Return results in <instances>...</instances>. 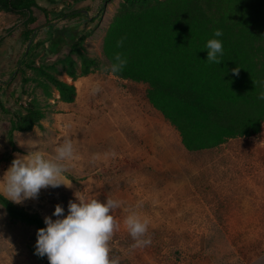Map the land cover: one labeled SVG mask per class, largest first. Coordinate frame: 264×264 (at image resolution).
<instances>
[{"label":"rangeland","instance_id":"374dc122","mask_svg":"<svg viewBox=\"0 0 264 264\" xmlns=\"http://www.w3.org/2000/svg\"><path fill=\"white\" fill-rule=\"evenodd\" d=\"M72 3L41 4L51 12L53 30H83V52L97 61L88 76H81L79 59L73 55L76 80L56 63L68 54L67 46L44 61L56 63L59 80L75 87L73 103L62 102L53 88L46 97L38 84L42 80L30 71L33 81L26 87L27 95L21 94L19 66L15 69L26 46L20 37L23 19L0 12V36H5L0 44V103L9 110L33 104L45 114L40 128L15 132L18 152H12L6 135L10 114L0 113V177L11 165L9 157L29 150L54 156L56 147L68 139L75 148L64 174L70 186L41 189L36 199L17 205L44 220L56 219L52 213L57 204L67 215L68 202L76 197L121 201L112 212L118 228L110 241V257L118 258L119 264H264V123L257 136L187 151L175 128L146 101V86L106 70L103 38L120 1ZM70 10H81L93 21L60 17ZM34 15L38 27L28 45L48 37L42 13L34 10ZM31 52L39 62L44 48ZM132 212L147 221L150 245L134 247L124 224ZM35 241L33 227L11 221L0 207V264H42L34 254Z\"/></svg>","mask_w":264,"mask_h":264},{"label":"trees","instance_id":"16d2710c","mask_svg":"<svg viewBox=\"0 0 264 264\" xmlns=\"http://www.w3.org/2000/svg\"><path fill=\"white\" fill-rule=\"evenodd\" d=\"M51 1L0 0V12L23 19L20 37L26 46L15 69L19 66L21 94L27 95L26 87L33 81L30 71L42 80L38 84H42L46 97H51L53 88L62 102L73 103L76 89L59 80L56 63L63 66L71 80H76L77 63L73 55L79 59L81 76H88L97 61L83 52L86 39L83 30L77 27L53 30L51 12L41 4ZM80 1L85 0H73L72 4ZM119 1L103 38V55L109 65L117 53L127 58L123 71L113 75L146 86V101L175 128L187 151L211 150L230 139L261 133L264 101L257 97L264 91V0ZM34 10L42 13L48 37L28 45L38 27ZM60 17L93 21L81 10H70ZM216 29L223 31V36L217 38L222 40L224 49L218 65L206 60L205 49ZM121 38H125L123 46L117 47ZM4 40L5 36H0V44ZM42 46L44 52L37 58L39 62L33 60L31 50ZM64 46L68 47V54L45 65L46 58L57 55ZM237 66L239 74L233 75L231 69ZM3 89L0 83V94ZM0 113L10 114L6 135L12 152H18L14 133L40 128L45 118L44 112L33 104L9 110L0 103ZM0 206L13 222L35 231L45 227L38 213L29 212L3 196ZM40 259L42 264H48L46 257Z\"/></svg>","mask_w":264,"mask_h":264},{"label":"clouds","instance_id":"9594fccd","mask_svg":"<svg viewBox=\"0 0 264 264\" xmlns=\"http://www.w3.org/2000/svg\"><path fill=\"white\" fill-rule=\"evenodd\" d=\"M221 29L213 32L212 39L205 44L207 61L220 64L224 54ZM125 38L117 41L122 47ZM204 49V50H205ZM127 58L117 53L106 69L112 74L123 71ZM240 67L231 69L233 75L239 74ZM97 91L99 89H96ZM264 101V91L258 95ZM75 155L71 139L59 144L54 156H48L39 150H29L25 155H16L10 167L0 177V196L16 204L28 199H36L41 189L57 188L64 183V174L69 162ZM121 201L105 199H85L76 197L69 201L67 215L60 204L55 205L52 216L44 217L45 227L36 231L35 255L46 257L48 264H119V259L110 257V241L118 225L112 212L121 206ZM2 207V206H0ZM124 224L130 236L136 242L134 247H144L152 243L146 238L147 221H142L135 212L129 214Z\"/></svg>","mask_w":264,"mask_h":264},{"label":"crops","instance_id":"0c3cea01","mask_svg":"<svg viewBox=\"0 0 264 264\" xmlns=\"http://www.w3.org/2000/svg\"><path fill=\"white\" fill-rule=\"evenodd\" d=\"M15 137H16V136H15V133H14V139H15Z\"/></svg>","mask_w":264,"mask_h":264}]
</instances>
